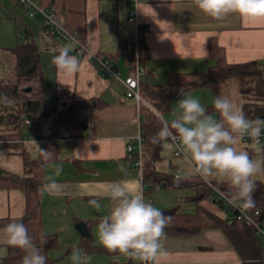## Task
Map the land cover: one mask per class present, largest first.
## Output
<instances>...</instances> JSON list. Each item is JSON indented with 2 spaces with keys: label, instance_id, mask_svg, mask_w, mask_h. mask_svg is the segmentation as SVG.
<instances>
[{
  "label": "crops",
  "instance_id": "obj_1",
  "mask_svg": "<svg viewBox=\"0 0 264 264\" xmlns=\"http://www.w3.org/2000/svg\"><path fill=\"white\" fill-rule=\"evenodd\" d=\"M35 1L40 6L53 9L63 25L77 32L78 41L81 42L79 37L82 38L94 56L102 55L109 60H116L120 44H127L129 48L133 44L135 54L136 31L137 28L141 29L146 60L140 82L148 85L165 84L167 76L172 74L207 71L215 63L208 56L210 38H215L230 64L264 63V18L230 14L222 20H213L197 10L194 0ZM27 40H32L41 52L47 109L63 110L75 101L95 98L105 103L99 110L81 112V125L85 129L80 126L76 136L69 131L60 132L61 139L56 142L59 159L45 166V182L52 174L51 163L62 167L57 179L64 188L60 196L41 195L43 230L59 239L58 249L52 251L50 257L71 264L62 252L79 239L82 242L89 238L92 243L100 219L110 209L111 202L107 198L86 193H102L107 183L120 181L139 185L143 191L141 171L136 163L132 164L129 160L126 146L138 134L139 120L144 112L140 111L138 120L135 102L124 96V87L119 81L103 77L86 55L76 53V45L72 41L49 37L41 25V17H28L15 0H0V86L15 83L16 60L13 50ZM65 47L70 48L71 54L79 59V71L72 77H66L52 64V58ZM186 51L191 53V58L181 59L179 54L183 55ZM201 55H205V58L200 59ZM118 65L127 75L123 63L118 62ZM186 95L199 99L205 108L214 104V97L208 90ZM179 98L183 96L172 98V110L177 107ZM173 118L172 111L166 119ZM44 121L45 126L37 123L42 130L50 128L52 124L49 119ZM248 146L253 148L252 145ZM237 147L243 149L245 145L240 142ZM26 148L31 156H36L35 145ZM162 156L163 161L157 165L159 171L169 174L178 171L184 177L198 175L182 156L166 158L163 153ZM252 158L264 160L258 154ZM0 168L20 178L31 177L25 172L20 147H7L0 151ZM200 178L205 183L226 182H207ZM259 178L260 175H257L254 180ZM192 196L193 189L155 188L151 202L160 210L176 208L179 213L192 215L197 212V204L191 199ZM94 198L101 204L99 209L88 203ZM201 204L212 213L222 214L210 199ZM24 213L25 195L21 190H0V219H16ZM78 222L86 225L89 237L77 232L75 225ZM92 245L102 246L100 242ZM164 245L170 254L165 264H243L218 229H204L193 236H166ZM3 246L0 245V256L6 253ZM105 255L115 256L120 263L111 258L104 263L103 257H90L89 264H139L119 253Z\"/></svg>",
  "mask_w": 264,
  "mask_h": 264
},
{
  "label": "trees",
  "instance_id": "obj_2",
  "mask_svg": "<svg viewBox=\"0 0 264 264\" xmlns=\"http://www.w3.org/2000/svg\"><path fill=\"white\" fill-rule=\"evenodd\" d=\"M79 40L86 45L82 38L79 37ZM134 51L133 44L130 48L127 44H120L116 60H111L114 67L122 69L118 65V62H121L128 74H132L135 62ZM13 52L16 60V81L12 85L0 86V151L7 147L22 148L23 166L25 172L31 177L20 178L0 168V190L18 189L24 193L25 213L20 218L27 227L28 234L37 246H40L41 238L46 239L47 243L42 246V251L47 256V264H64L60 259L50 257V253L58 249L59 240L56 235L46 234L43 230L39 192L41 185L45 183V166L57 161L59 152L56 143H44L35 145L36 156H31L26 148L29 145L22 142L25 137L33 133L32 128L25 125V120L33 118L36 121L35 130L45 131L48 137H53L63 131H69L71 135L76 136L81 129V112L99 110L105 103L95 98L83 102L75 101L63 110L47 109L45 107L47 88L44 84V72L40 63V50L32 40H27L24 44L15 47ZM208 56L215 63L205 72L168 75L167 82L161 85H148L140 82V93L147 104L140 106V111L144 112V116L139 121L140 134L144 140L140 169L144 197L151 201V194L155 188L193 189L194 196L191 199L197 204L195 214H182L176 208L161 210L171 218L165 228L166 236H193L204 229H218L228 239L243 264H264V237L253 225L239 218L235 210L224 207L212 197L213 188L223 195L227 193L229 188L227 182L205 183L200 176L195 175L185 176L186 179L177 184L174 174L164 173L157 169V165L163 161L164 145L169 141V139L159 140L157 134L164 127L165 122L172 120L166 119V116L173 111L171 100L181 95V89L184 90V94L208 90L215 100L217 96H223V86L236 82L242 92L244 102L240 107L246 117L264 119V63L256 61L242 64L228 63L224 50L217 44L215 38L208 40ZM145 60L146 49L140 46L138 61L144 66ZM26 89H31V91L26 93L24 92ZM206 109L210 115L216 114L217 119L220 118L214 104L207 106ZM46 119L51 120V127L42 130L37 123ZM248 145L252 144L245 145L243 150L248 151L251 156L257 154ZM38 146L52 154L51 161L44 160ZM258 155L264 157V153ZM137 159L138 156L135 154L129 158L132 164ZM254 182L256 185L253 194L255 206L246 213L261 229H264V174H261L260 178ZM209 199L218 210L222 211L221 215L202 207L201 203ZM13 220L15 219H0V229ZM90 240L88 238L80 243V247L86 253L114 254L109 253L104 247L93 246ZM3 247L6 253L0 256V264H21L24 255L22 250L7 245Z\"/></svg>",
  "mask_w": 264,
  "mask_h": 264
},
{
  "label": "clouds",
  "instance_id": "obj_3",
  "mask_svg": "<svg viewBox=\"0 0 264 264\" xmlns=\"http://www.w3.org/2000/svg\"><path fill=\"white\" fill-rule=\"evenodd\" d=\"M194 3L198 11L217 21L230 14L264 18V0H194ZM179 55L181 59L191 58L188 51ZM52 64L66 77L75 75L80 67L78 57L67 47L59 50L52 58ZM180 94L183 98L173 110L174 118L165 122L157 134L158 139L170 138L176 143L183 160L205 181H226L229 188L224 199L229 205L242 212L250 210L255 206L254 178L264 174V160L253 159L248 151L237 145L248 138L257 154L264 153V147L260 146L264 119L247 118L242 107L226 96H217L214 100V108L220 117L216 119L199 99L184 94L183 89ZM39 151L46 162L52 160L48 150L39 147ZM49 166L52 174L39 192L42 196L45 193L60 196L64 188L57 177L62 167L55 163ZM183 179L186 177L177 174L175 182L178 184ZM86 194L102 196L111 202L108 214L97 226L99 242L109 253H119L139 264H165L170 255L164 245L165 228L171 218L145 199L139 185L125 181L109 182L102 193ZM88 203L97 209L101 207L95 198ZM46 243V239L41 238L40 246H37L22 218H16L0 229V245L23 251L21 264H47V256L42 251ZM70 261L71 264H89L88 256L79 248H73Z\"/></svg>",
  "mask_w": 264,
  "mask_h": 264
},
{
  "label": "built area",
  "instance_id": "obj_4",
  "mask_svg": "<svg viewBox=\"0 0 264 264\" xmlns=\"http://www.w3.org/2000/svg\"><path fill=\"white\" fill-rule=\"evenodd\" d=\"M15 1L23 8L28 17H34L36 15H39L41 17V25L49 36L56 37L65 41H72L76 45V53L78 55H86L103 77H106L110 80L119 81L124 87V96L127 99H131L135 102L139 120L140 106L142 104L147 105L140 93V79L142 74L144 73V68L138 61V48L143 45V31L141 29L137 28L136 31V52L133 73L124 75L123 70L119 67H114L112 61L108 58L102 55L94 56L89 51L86 45L78 41L77 32L70 31L63 25L53 9L40 6L35 0ZM133 1L136 2V0ZM25 125L30 126L33 130V133L22 140L24 144L39 145L44 143H56L61 139L60 133L55 134L53 137H48L45 131H36V121L33 118H27L25 120ZM169 141L174 147L175 156H181L179 154L177 144L174 143L170 138ZM240 142L242 143V145L252 144V142L248 138H245ZM261 145H264V135L261 136ZM143 146L144 140L141 137L140 130L138 134L127 143L126 146V154L128 158H131L134 154L138 156L135 165L139 168V170L141 169V152ZM177 174H179L178 171H176V173L174 174L175 177ZM212 197L215 201L219 202L224 207H230L235 210L238 213L239 218H243L247 223L253 225L257 229L258 233L262 237H264V229H261L260 226L253 219H251L246 212H242L240 209L229 205L224 199V195L222 193L213 188Z\"/></svg>",
  "mask_w": 264,
  "mask_h": 264
},
{
  "label": "rangeland",
  "instance_id": "obj_5",
  "mask_svg": "<svg viewBox=\"0 0 264 264\" xmlns=\"http://www.w3.org/2000/svg\"><path fill=\"white\" fill-rule=\"evenodd\" d=\"M222 94H223V96H226L229 99H231L238 106H241L242 103L244 102L243 96L241 95L242 92H240L239 87H238V84L236 82H230V83L226 84L225 86H223ZM179 99H182V98H179ZM213 117L217 119V117L215 116V114H214ZM45 122L46 121H44V120L40 121L39 122L40 123V126H45ZM163 155L166 158H173L175 156L174 147H173V145H172V143L170 141H168V142L165 143ZM219 212H222V211H219ZM63 238H64V236H63ZM66 240L67 239L64 238V241H66ZM80 242H81V239H79V241H77L75 245L70 246L69 248L66 249V251H63L62 252V255L64 253V255L66 256L65 259H69L70 260V256H71V253H72L73 248H79L82 253H86L80 247ZM98 242H99V239H98V234H97V235L94 236V238L92 240V243L98 244ZM99 247H103V246H99ZM86 255L88 256L89 260H90V257H96V258H102L103 257L105 259L103 261L104 263H108L110 261V258H111V260H115V261L118 260L113 255H110L109 257H107V255H105L103 253H93V254L88 253ZM119 261L120 260H118V262Z\"/></svg>",
  "mask_w": 264,
  "mask_h": 264
},
{
  "label": "water",
  "instance_id": "obj_6",
  "mask_svg": "<svg viewBox=\"0 0 264 264\" xmlns=\"http://www.w3.org/2000/svg\"><path fill=\"white\" fill-rule=\"evenodd\" d=\"M31 89H26L24 90V92L28 93L30 92ZM81 127L83 129H85V126L81 125ZM75 229L77 230V232L83 236V237H89V232H88V229L86 227V225L83 223V222H78L76 225H75Z\"/></svg>",
  "mask_w": 264,
  "mask_h": 264
}]
</instances>
